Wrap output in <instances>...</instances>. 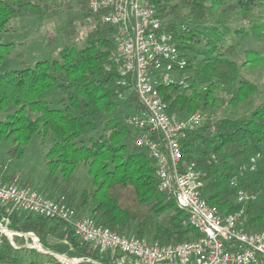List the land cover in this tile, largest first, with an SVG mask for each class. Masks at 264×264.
Segmentation results:
<instances>
[{
    "label": "trees",
    "instance_id": "obj_1",
    "mask_svg": "<svg viewBox=\"0 0 264 264\" xmlns=\"http://www.w3.org/2000/svg\"><path fill=\"white\" fill-rule=\"evenodd\" d=\"M87 1H80L79 7L93 15L95 22L84 47L65 45L57 56L0 72V112L13 108L0 120V139L9 142L7 153L15 158L33 135L42 143L48 140L47 179L59 183L51 197L72 206L77 215L128 236L166 243L192 240L199 232L188 223L187 213L177 207L174 197L159 189L153 162L133 142L138 131L127 117L143 106L130 84L120 87L116 83L117 71L110 59L113 25L93 13ZM148 4L186 58L188 87H159L167 111L208 113L201 125L184 131L179 139L181 168L193 162L204 172L201 195L218 213L243 209L249 230L264 229V214H254V201L236 202L238 189L256 194L261 190L257 184L264 178V103L247 117L212 113L225 105L240 109L256 96V83L242 77L240 69L264 68V53L247 49L241 64L228 54L235 49L230 40L236 36L264 40V0H148ZM40 7L33 0H0V64L13 44L2 39L11 18L38 12ZM222 84H228L229 90L218 96ZM52 93L60 96L55 104L46 99ZM255 153H260L257 169L231 185L238 166ZM80 164L86 166L92 186L77 191L72 189L73 175ZM9 179L18 181L15 173ZM31 184L28 179L19 183L27 188ZM3 218L12 236L1 235L0 264H64L53 253L81 258V264H94L92 260L111 264L109 252L83 241L62 219L0 202V221ZM29 232L48 253L27 245Z\"/></svg>",
    "mask_w": 264,
    "mask_h": 264
},
{
    "label": "built area",
    "instance_id": "obj_2",
    "mask_svg": "<svg viewBox=\"0 0 264 264\" xmlns=\"http://www.w3.org/2000/svg\"><path fill=\"white\" fill-rule=\"evenodd\" d=\"M88 8L113 25L111 63L117 71L116 83L131 85L143 109L127 117L137 129L133 142L153 162L159 189L173 196L187 221L198 232L192 240L166 243L136 235H124L79 216L64 202L55 201L33 188L18 186L0 178V202L12 209L35 212L64 220L78 236L100 252H109L111 264H264V229L249 230L243 209L220 214L201 195L204 172L192 162L181 168L179 139L184 131L201 125L208 113L195 110L186 115L170 113L159 93L162 85L188 87L186 58L170 32L161 25L148 0H88ZM260 153L252 154L237 168L231 179L257 169ZM255 194L244 189L236 192L240 204L254 201ZM4 222V223H3ZM8 220L0 221L1 235L9 238Z\"/></svg>",
    "mask_w": 264,
    "mask_h": 264
},
{
    "label": "rangeland",
    "instance_id": "obj_3",
    "mask_svg": "<svg viewBox=\"0 0 264 264\" xmlns=\"http://www.w3.org/2000/svg\"><path fill=\"white\" fill-rule=\"evenodd\" d=\"M33 1L40 2V11H32L14 16L9 22V30L2 33V39H10L13 44L9 55L0 64V72L17 69L22 66H31L39 59L57 56L58 51L65 45L76 49L86 45L87 36L94 27L95 18L93 15H88L87 11L79 7V2L82 0ZM67 28L70 29L66 30ZM48 39L50 42H47ZM230 43L234 45L235 49L228 56L238 64L244 62V51L247 49H257L264 53V40L236 36L233 40H230ZM240 75L256 83V96L251 102L244 104L240 109H233L229 105H225L220 109H215L212 112L213 114L219 113L221 116L244 115L247 117L255 106L264 103V68L243 66L240 69ZM228 90V84H222L221 89L217 90L216 94L224 96ZM59 98L60 96L57 93L46 95V99L52 100L53 104ZM12 111L13 108L10 107L1 111L0 120H4L6 115ZM91 134H94V132ZM9 145L8 141L0 139V178L6 182L15 183L18 186H20L19 183L28 179L30 184L32 183L31 187H35L39 192H43L46 189L45 195L52 198L51 196L56 193L59 183L58 181L53 182L52 179H47L45 155L49 147V141L46 140L45 143H42L38 135H33L24 146L23 153L19 158L9 156L7 153ZM12 173L17 175V182L10 181L9 176ZM73 180V190L80 191L83 188H90L92 186V180L87 175L86 166L83 164L78 165L73 175ZM257 186L261 190L257 194L254 193L256 198L254 200L253 212L254 214H264V178L261 177L259 179ZM43 187L45 188L43 189ZM48 239L49 241H55L54 238L49 237ZM36 244L39 246L37 242ZM27 245L34 247L32 240ZM61 257L56 258L64 264H72L69 260ZM75 259L76 261L73 264H81V258ZM92 263L99 264L93 260Z\"/></svg>",
    "mask_w": 264,
    "mask_h": 264
},
{
    "label": "water",
    "instance_id": "obj_4",
    "mask_svg": "<svg viewBox=\"0 0 264 264\" xmlns=\"http://www.w3.org/2000/svg\"><path fill=\"white\" fill-rule=\"evenodd\" d=\"M8 230H9V229H8ZM9 231H10V230H9ZM10 232H12V231H10ZM26 235L29 236V237L31 238V240L33 241V245H34V247H35L38 251L43 252V253H48V251H45V250H43V249L41 248V243H40V241H39V238H38L37 236H35L34 233L29 232V233H26ZM35 241L39 244V246L36 244ZM53 256H55V257H57V258H60V256H62L61 258H63V259H67V260H69L70 262L76 261L75 258L67 257L66 255H63V254L53 253Z\"/></svg>",
    "mask_w": 264,
    "mask_h": 264
},
{
    "label": "crops",
    "instance_id": "obj_5",
    "mask_svg": "<svg viewBox=\"0 0 264 264\" xmlns=\"http://www.w3.org/2000/svg\"><path fill=\"white\" fill-rule=\"evenodd\" d=\"M30 188V187H29ZM31 188H33V187H31ZM35 188V187H34ZM45 187H43V189H44Z\"/></svg>",
    "mask_w": 264,
    "mask_h": 264
},
{
    "label": "bare ground",
    "instance_id": "obj_6",
    "mask_svg": "<svg viewBox=\"0 0 264 264\" xmlns=\"http://www.w3.org/2000/svg\"><path fill=\"white\" fill-rule=\"evenodd\" d=\"M75 263V261L72 262V264Z\"/></svg>",
    "mask_w": 264,
    "mask_h": 264
}]
</instances>
